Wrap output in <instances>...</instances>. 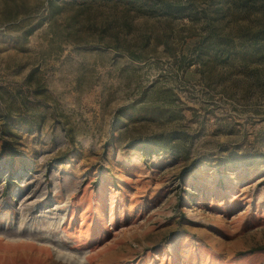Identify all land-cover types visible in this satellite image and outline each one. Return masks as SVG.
Segmentation results:
<instances>
[{
	"label": "rangeland",
	"instance_id": "374dc122",
	"mask_svg": "<svg viewBox=\"0 0 264 264\" xmlns=\"http://www.w3.org/2000/svg\"><path fill=\"white\" fill-rule=\"evenodd\" d=\"M0 264H264V0H0Z\"/></svg>",
	"mask_w": 264,
	"mask_h": 264
}]
</instances>
